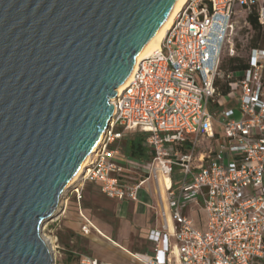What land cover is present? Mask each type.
Segmentation results:
<instances>
[{
	"label": "built area",
	"instance_id": "1",
	"mask_svg": "<svg viewBox=\"0 0 264 264\" xmlns=\"http://www.w3.org/2000/svg\"><path fill=\"white\" fill-rule=\"evenodd\" d=\"M249 15L264 28V0H186L159 49L109 100L111 117L81 180L116 202H137L154 184L163 224L148 234L151 250L132 255L138 264H264V49H250L242 71L221 68ZM224 96L238 118L219 105ZM124 132L144 134L151 157L111 149ZM70 195L79 203L78 189ZM195 211L205 215L199 227L188 217ZM79 217L80 236L99 233ZM76 264L111 263L79 255Z\"/></svg>",
	"mask_w": 264,
	"mask_h": 264
},
{
	"label": "water",
	"instance_id": "2",
	"mask_svg": "<svg viewBox=\"0 0 264 264\" xmlns=\"http://www.w3.org/2000/svg\"><path fill=\"white\" fill-rule=\"evenodd\" d=\"M174 2L0 0V264L53 263L40 230Z\"/></svg>",
	"mask_w": 264,
	"mask_h": 264
},
{
	"label": "rangeland",
	"instance_id": "3",
	"mask_svg": "<svg viewBox=\"0 0 264 264\" xmlns=\"http://www.w3.org/2000/svg\"><path fill=\"white\" fill-rule=\"evenodd\" d=\"M240 22L236 29V36L234 39V48H235V57L234 58H241L243 60H247V56L250 51L249 41L253 36V31L251 30L248 24H244V22L239 19ZM222 70H226V63L228 59H230L226 54H222ZM231 96H224L219 100V105L227 106V108H234V117H239V112L236 107L231 102ZM124 140L132 139L136 137L134 132H124L123 133ZM123 144V141L118 145L116 143L113 145V148H118ZM119 152L120 148H118ZM126 174V173H125ZM127 175V174H126ZM77 187L75 189L79 190L80 200L79 203L76 202L75 198H73L70 193L75 190L73 187ZM72 189L67 190V192L62 194V199L60 202L67 201L66 205L59 206L58 212L54 213V216L48 220L40 230V236L44 237V239L48 240V247L51 249L52 259L54 258V262L56 264V254L59 249V240L57 238V234L61 232L63 224L66 223L68 226H71L79 233V224L81 220L79 219L78 212L81 210L82 214L85 215L92 224L99 229L104 235L109 237L112 241L117 243L116 237L118 234L121 236L126 237V227L120 224L119 220L115 217V206L116 201L110 200L105 197V195L101 192L100 187L98 184L91 183V182H82L80 179ZM153 183L149 182L145 186L139 189L136 194V200L139 204H145L153 200L154 206L156 205L157 198L153 193ZM71 188V187H70ZM151 188V197L148 194L147 190ZM128 201H123L122 203H127ZM120 204V203H119ZM121 205V204H120ZM188 217L193 220L196 227H199L200 223H203L205 219V215L200 211H195L193 213H188ZM63 239H61V243L65 244L68 243L66 232L63 233ZM143 234L137 231L134 235H127L125 242H120L126 250L129 251V248H133L132 251H138L144 245ZM87 237L77 236V248L78 253L80 255H92V253L88 250V243L89 240L86 239ZM101 239V238H100ZM103 240V239H101ZM69 244V243H68ZM74 245H71V247ZM57 247V249H56ZM58 257V255H57ZM79 257V256H78ZM77 257V258H78ZM76 258V259H77ZM59 260V257L57 258ZM72 260H75L73 258ZM120 262V259L118 260Z\"/></svg>",
	"mask_w": 264,
	"mask_h": 264
},
{
	"label": "crops",
	"instance_id": "4",
	"mask_svg": "<svg viewBox=\"0 0 264 264\" xmlns=\"http://www.w3.org/2000/svg\"><path fill=\"white\" fill-rule=\"evenodd\" d=\"M150 193L148 192L151 197ZM153 193L157 198L154 188ZM156 206L157 201L156 205L154 206L152 199L150 200V202H147L144 205L132 201H128L127 203L117 202L115 206V217L119 220L120 224L126 227V237L118 234L116 237L117 243H115L95 227L99 233L92 232L86 238L89 240L88 250L92 253V255L90 256L99 261L111 264H138L133 259L132 255L149 252L151 250V245L147 239L149 232L152 230L162 229L163 223L159 217L158 209ZM63 225L64 226L62 227L61 232L57 234V238L59 240V250L56 254V264H76L78 259L77 257L80 255L78 253V249H75V246L77 245L76 238L77 236L80 237V235L77 230H75L71 226H68L66 223H64ZM168 225L170 228L173 227L172 222H168ZM137 231L143 234L141 237H143L144 245L140 250L132 251L133 248L131 247L128 251L122 245H120V242H125L127 235H134L135 233H137ZM64 232H66V237L69 244L61 243ZM100 238L103 240H101ZM71 245L74 246L71 247ZM57 255L59 257V260H57ZM73 258H75V260H72ZM119 259L120 262L118 261Z\"/></svg>",
	"mask_w": 264,
	"mask_h": 264
},
{
	"label": "bare ground",
	"instance_id": "5",
	"mask_svg": "<svg viewBox=\"0 0 264 264\" xmlns=\"http://www.w3.org/2000/svg\"><path fill=\"white\" fill-rule=\"evenodd\" d=\"M185 1L186 0H175V2L173 3L172 7L170 8L168 13L166 14V16L163 18L161 23L158 25V27L156 28V30L152 34L151 38L149 39V41L146 44V46L144 47V49L133 59L132 66H131V69H130V72H129L128 76L123 81V83H121L115 89V96H116V94H119L124 89V87L126 86L128 80L130 78V75H131L132 71L134 70V68L138 64V62H140L141 60H144L146 58H149L155 51H157L159 49L160 42L164 38L167 30L169 29V27L171 26V24H172V22L174 20V18L176 17L178 12L182 9ZM112 98H114V97H112ZM103 130H104L103 128L100 130V132H99V134H98V136H97V138L95 140V143L92 145V147L90 148V150L86 154L85 158L83 159L82 163L80 164L78 170L76 171L74 177L72 178V180L70 182L69 188L74 186L82 178L86 168L88 167V165L90 163V157H91L92 154L95 153V151L97 149V146H98V144H99V142H100V140L102 138ZM161 183H163V181H161ZM75 188H73V189H75ZM67 190H65L64 192L66 193ZM61 199L62 198L60 197L58 205L59 206L66 205L67 204L66 202H60ZM41 238L44 241V243L46 244L48 250L51 252V249L48 247V245H49L48 240L44 239V237H42V236H41Z\"/></svg>",
	"mask_w": 264,
	"mask_h": 264
},
{
	"label": "trees",
	"instance_id": "6",
	"mask_svg": "<svg viewBox=\"0 0 264 264\" xmlns=\"http://www.w3.org/2000/svg\"><path fill=\"white\" fill-rule=\"evenodd\" d=\"M247 24L250 26L251 30L253 31V36L249 41V49H264V28H261L257 23L255 17L253 15L246 16L245 18ZM248 67L247 60H243L241 58H230L226 63V70L227 72H238L246 69ZM222 68V66H221ZM222 93H227V87H222ZM136 137L132 139L124 140V136L122 140H120L118 145L123 141V144L118 147L122 154H125L129 157L135 159H142L147 160L151 157L143 148L142 144L146 138L144 134L135 132ZM110 148H113L111 146ZM99 185V184H98ZM100 187V185H99ZM144 251V248H143Z\"/></svg>",
	"mask_w": 264,
	"mask_h": 264
}]
</instances>
